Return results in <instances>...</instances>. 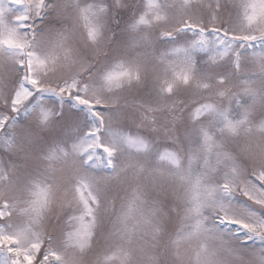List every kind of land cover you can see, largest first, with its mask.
<instances>
[{"label": "snow or ice", "instance_id": "obj_1", "mask_svg": "<svg viewBox=\"0 0 264 264\" xmlns=\"http://www.w3.org/2000/svg\"><path fill=\"white\" fill-rule=\"evenodd\" d=\"M0 264H264V0H0Z\"/></svg>", "mask_w": 264, "mask_h": 264}]
</instances>
